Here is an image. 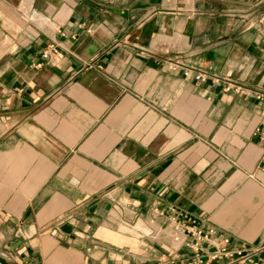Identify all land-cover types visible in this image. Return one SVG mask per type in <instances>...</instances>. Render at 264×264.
Here are the masks:
<instances>
[{
	"label": "crops",
	"instance_id": "obj_1",
	"mask_svg": "<svg viewBox=\"0 0 264 264\" xmlns=\"http://www.w3.org/2000/svg\"><path fill=\"white\" fill-rule=\"evenodd\" d=\"M258 92L264 0H0V248L20 264H177L193 252L173 216L264 246Z\"/></svg>",
	"mask_w": 264,
	"mask_h": 264
},
{
	"label": "built area",
	"instance_id": "obj_2",
	"mask_svg": "<svg viewBox=\"0 0 264 264\" xmlns=\"http://www.w3.org/2000/svg\"><path fill=\"white\" fill-rule=\"evenodd\" d=\"M57 52L58 47L53 44L49 50L43 53V56L48 59ZM183 74L200 83L213 81L216 87H221L225 92L231 90V85L234 84L231 74L221 76L215 70L205 71L194 67H185ZM235 91L238 90L235 88ZM256 97L259 104L264 107V93L258 92ZM258 134L264 142V130H259ZM259 164V170L264 174V155ZM170 224L172 226L171 238L174 243L193 252L192 256L177 264H264V260L254 261L251 258L253 254L264 253V246L253 252L247 250L246 247H230L231 239L229 237L214 227L200 228L189 219L180 222L173 216Z\"/></svg>",
	"mask_w": 264,
	"mask_h": 264
},
{
	"label": "water",
	"instance_id": "obj_3",
	"mask_svg": "<svg viewBox=\"0 0 264 264\" xmlns=\"http://www.w3.org/2000/svg\"><path fill=\"white\" fill-rule=\"evenodd\" d=\"M0 264H20L14 258L8 256L1 248H0Z\"/></svg>",
	"mask_w": 264,
	"mask_h": 264
}]
</instances>
